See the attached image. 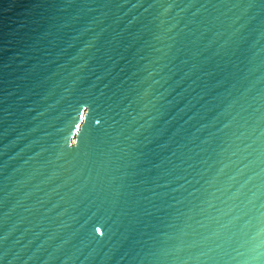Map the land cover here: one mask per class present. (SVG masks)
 <instances>
[{
    "label": "water",
    "instance_id": "95a60500",
    "mask_svg": "<svg viewBox=\"0 0 264 264\" xmlns=\"http://www.w3.org/2000/svg\"><path fill=\"white\" fill-rule=\"evenodd\" d=\"M0 264H264V0H0Z\"/></svg>",
    "mask_w": 264,
    "mask_h": 264
}]
</instances>
